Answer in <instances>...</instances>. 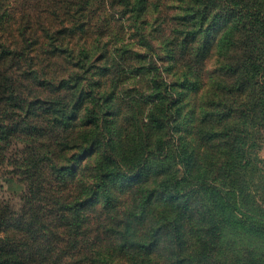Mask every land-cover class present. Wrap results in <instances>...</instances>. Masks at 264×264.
Wrapping results in <instances>:
<instances>
[{"label":"rangeland","instance_id":"374dc122","mask_svg":"<svg viewBox=\"0 0 264 264\" xmlns=\"http://www.w3.org/2000/svg\"><path fill=\"white\" fill-rule=\"evenodd\" d=\"M55 2L60 5L58 2L62 3V0H0L2 39L9 42L13 38L20 39L21 31L18 29L32 26L37 34L44 27L59 29L61 32L56 35L64 36V44L72 41L69 45L72 49L68 53H59L56 57L45 54L50 47L36 51L40 57L35 60L41 69L38 75L22 77L26 68H29L27 74L31 73L27 62H7L5 66H12L11 74L18 81V89L30 101L40 99L42 102L52 103L65 100L70 103L85 90L98 98L107 92H113V105L110 109L108 105L102 106L105 113H101L100 122L93 127L84 126V111H80V120L75 121L68 131L67 143L71 142L73 149L60 153V162L67 161L68 164L74 154L82 152L84 147H88L96 139L101 144L96 151H91L86 163L82 158L74 161L77 166L85 164L86 170L82 172L84 177L77 176L73 183H69V187L81 188L84 180L90 183L99 168H103L105 174L103 181H96L100 185L97 187V190L101 188L100 193L95 199L82 205L81 212L88 215V219L86 223L83 222L85 225L81 234L76 235L70 245L64 243L68 253L52 255L48 263L54 264L61 260L64 264H248L251 259L258 258V253H253L252 257L248 255V251L259 252L261 241L255 238L249 240L251 236L237 227L235 221L239 216L233 217L220 207L213 209L209 212L210 222L207 225L210 230H205L201 220V205L206 204L193 203L191 211L184 209L181 201L175 200V196L168 195L170 185L167 182L180 179L184 162L174 150L170 159L165 160L161 155L165 146L169 145L173 149L174 146L181 147L185 136H191L193 124L197 121L192 109L194 97L200 98L207 92L212 93L214 90L210 89L209 81L224 79L222 67L233 63L219 51L220 39L233 26L230 19L224 17L211 25L215 13L212 9L209 18L200 26L197 19L190 18L187 0H149L146 14L149 23L143 27V31L138 32L131 29L132 0H95L92 3L93 9L83 14L87 17L78 19L76 24V19L65 14L68 13L66 8L62 12L68 27L74 26L76 30L77 34L72 35L63 27L62 18H53L46 11ZM258 4L264 14V0H258ZM159 5L161 7L157 9ZM198 5L199 3L196 7ZM68 6H73L72 1ZM30 14H35L32 24L28 22ZM88 18H91L92 23L83 33L78 30V24ZM257 26L262 37L258 41L250 40V25L240 41L237 57L244 48L249 50L254 43L259 45V53L264 54L262 15ZM193 32H199L197 37ZM26 35L29 36L30 32ZM98 37L108 43L107 48L100 46L99 52L115 50L116 60L112 56L101 59L102 53L96 52L84 58L87 47ZM79 38L88 41L84 45V52L78 46ZM186 39L190 43L188 59L181 53ZM204 44L208 50L205 59L202 56ZM37 46L33 45L34 48ZM200 56L202 62L198 63ZM142 65H146L147 69L138 70ZM186 70H191L187 77ZM62 78L65 80L60 83ZM153 79L156 80V92H162L165 99V113L171 114L163 130L154 131V139H157L155 143L158 140L162 143L159 144L161 147L158 155L137 158L132 153L131 157V151L143 140V131L140 130L142 111L150 108L148 103L154 102L155 95L151 93L149 85V81ZM226 79L227 84L235 86L233 79ZM195 81L200 83L199 86H193ZM197 89L199 90L196 91ZM131 96L137 97L136 100L131 101ZM142 97L147 102L141 103ZM169 102L175 103L171 111L168 110ZM16 112L21 114V111ZM40 119L41 117H37L29 123L37 126ZM145 121L148 119L145 118ZM28 140L25 133L18 132L9 141L0 142V203L15 213H20L24 208L28 195L26 158L33 151L41 152L46 148L45 145L38 144L36 139L30 142ZM63 141L60 140V143ZM260 155L264 158V145ZM164 167L169 168V171L166 175H160V170ZM143 170L149 173H144ZM51 177L48 168L43 166L39 175L42 187L47 186ZM138 185L142 188L141 196L135 199L131 190ZM85 189L86 198H92L96 189L91 185ZM148 192L153 193V198L144 200ZM13 224L15 225L14 222ZM172 227L174 231L171 230ZM53 228L56 231L59 229L56 223ZM156 228H162L158 239L154 234ZM140 230L142 235L138 237ZM19 234V229L7 226L3 228L1 236L19 239ZM78 243L81 244L77 245ZM251 245L254 247L250 249Z\"/></svg>","mask_w":264,"mask_h":264},{"label":"trees","instance_id":"16d2710c","mask_svg":"<svg viewBox=\"0 0 264 264\" xmlns=\"http://www.w3.org/2000/svg\"><path fill=\"white\" fill-rule=\"evenodd\" d=\"M71 1L73 6L70 8L68 3ZM94 1L62 0V3L58 2L60 5H57V2L52 3L46 11L53 18L55 16L62 18L63 27L73 35L77 34L76 30L74 26L68 27L62 12L66 8L68 13L65 14L76 19V24L78 19L87 17L83 14L93 9ZM148 1L132 0L131 29L143 31V27L149 23L146 19ZM187 2L191 20L197 19L200 26L209 18L212 9L215 13L211 25L224 17L230 19L233 26L220 39L219 51L233 63L222 67L225 73L224 79L215 78L209 81L210 89L214 90L212 93L207 92L200 98L194 97L192 109L197 121L193 124L191 136H185L181 147L174 146L173 149L167 145L162 149L161 155L165 160L172 157V150H174L178 158L183 159L184 162L180 179L176 178L167 182L170 185L168 195L175 196V200H180L184 209L191 211L193 203L206 204L201 205V220L205 230H210L207 225L210 222L209 212L213 209L220 207L222 210H227L233 217L239 216L235 221L237 227L251 236L249 240L255 238L261 241L259 252L248 251V255L253 257V253H258L256 257L261 258L258 261H256L258 258L251 259L248 264H264V158L260 155L264 145V54L259 53L261 49L257 43H254L249 50L244 48L242 54L237 57L240 41L245 37L250 25L251 28L248 30L250 40L258 41L262 37L257 23L260 15L264 17V14L258 8V0H187ZM160 7L159 5L157 9ZM34 15H29V24H32ZM90 20L91 18L81 20L78 30L85 33L87 26L92 23ZM18 30L21 31L22 40L13 38L9 42L0 37V142L9 141L16 133L22 132L28 136L29 142L36 139L38 144L45 145L46 148L41 152L33 151L26 158L29 189L26 204L21 212L15 213L11 208L0 203V264H52V262L48 263L51 261V256L68 253L64 243L70 245L74 237L81 234L84 229L83 222L86 223L88 215L82 214V205L95 199L100 193L101 188L97 190L100 185L96 181H103L105 174L104 169L99 168L96 177L90 183L84 180L81 188L69 187V183H73L77 176L84 177L82 172L86 170L85 164L77 166L74 161L82 158L86 163L91 151H96L101 145L98 139L88 147H84L82 152L74 154L70 164H67V161L60 162L59 154L73 149L72 143H67V134L71 126L73 127V123L80 120V111H84L85 127L97 126L101 113H105L102 106L108 105L110 109L113 105V92H107L103 97L98 98L82 90L77 99L70 103L65 100L52 103L42 102L40 99L30 101L18 89V81L13 79L11 74L12 66H5V64L14 61L27 62L31 67V73L27 74L29 68H26L22 77L38 75L41 69L35 63V60L40 58L36 51L50 47L45 54L56 57L59 53H68L72 49L69 48L72 41L64 44V36L56 35L61 31L52 30L51 27H44L40 34L34 32L32 26ZM200 31L203 32L201 29ZM28 32H30L29 36L26 35ZM7 33L11 35V32ZM193 34L197 37L199 32H193ZM133 35L135 36L136 33ZM82 38L78 39V46L84 52L86 51L84 45L88 41H83ZM35 44L38 45L37 48L33 47ZM188 44H190L189 39H186L181 50L185 59H188L189 55ZM100 46L107 48L108 43L99 37L94 38L90 47H87L84 58L96 52L102 53L101 59L110 56L117 59L115 50L99 52ZM202 48H204L202 56L205 59L208 50L205 44ZM263 50L264 46H262ZM202 51L200 50V54ZM201 62L200 56L198 63ZM143 69H147V66L142 65L138 70ZM190 71L186 70V77ZM226 78L233 79L235 86L227 84ZM64 80L62 78L60 83ZM137 82L139 83V80ZM155 83V79L149 81L151 93L155 95V98L153 103H148L150 108L142 111L140 130L143 131V140H140L141 144L131 151V157L132 153L137 158L158 155L161 147L159 144H162L160 140L155 143L157 139H154V131L163 130L171 112L165 113L163 107L165 99L162 97V92H156ZM183 84L185 85L186 81ZM198 84H200L198 81L193 82V86H199ZM136 98L131 96V101ZM95 99L97 102L94 103ZM145 102H147L146 98L142 97L141 103ZM174 105L175 103L169 102L168 110L171 111ZM16 111H21V114H17ZM37 117H41L39 125L29 123ZM145 118L148 121H145ZM62 139L64 141L60 143ZM43 166H46L52 175L45 187H42L39 180ZM160 171V175H166L169 168L164 167ZM143 172L149 173L146 170ZM88 185L96 189L92 198H86L85 188ZM141 191L142 188L138 185L131 190V195L136 199L141 196ZM151 194L153 193L148 192L144 200L153 198ZM54 222L58 225L57 231L53 228ZM7 226L19 229L21 238H3L2 231ZM160 230L162 228H156L154 232L156 239L161 235ZM171 230L175 229L172 227ZM140 233L141 230L137 234L138 237H141ZM79 244L81 243L77 245ZM253 247L251 245L250 249ZM54 264L64 263L59 260Z\"/></svg>","mask_w":264,"mask_h":264}]
</instances>
